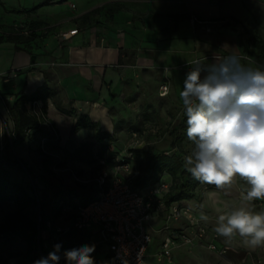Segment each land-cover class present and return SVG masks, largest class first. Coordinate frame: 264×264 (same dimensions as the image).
<instances>
[{
    "label": "crops",
    "instance_id": "crops-1",
    "mask_svg": "<svg viewBox=\"0 0 264 264\" xmlns=\"http://www.w3.org/2000/svg\"><path fill=\"white\" fill-rule=\"evenodd\" d=\"M0 1V21L5 26L3 27L6 30L4 33H18L9 30H14V25H18L22 21L28 23L32 33L47 32L49 35L47 40L48 52L52 62H54L47 77L45 72L38 68L39 54L42 49L17 50L16 46H19V43L1 42L0 48L7 45L6 53L9 57L7 66L0 68V73L16 70L17 76L9 82L0 81V143L4 140L6 142L8 137L7 125L10 128L13 125L7 103L11 104L14 101L16 93L24 91L27 94H32L39 89L63 85L67 80L75 85L77 83V85L84 86V91L92 92V95L96 96L88 98L86 95L87 98L78 103L81 111L78 117L88 116L91 121L99 122L102 130L112 135H115L116 131H124L125 122H119V120L123 118L125 111H129L130 106L121 111L113 112V110L110 112L111 107L109 108L106 104L100 106L98 102L94 101L103 100L105 93L116 92L113 89L115 86L121 87L119 92H122L123 87H128L127 96L129 100L136 102L137 98L131 95H135L138 86L159 85L164 81L169 82L170 91L175 90L176 98L181 99L180 92L183 90L186 74L180 67L195 58L194 52L197 47V39L190 20H195L194 16H196L198 22L211 24L216 23V21L232 19L244 24L248 31L250 30L248 29L249 22H253V18L255 23L262 26L258 14L253 10L254 4L257 3L264 7V0ZM233 1H238L241 4L247 16H250L248 19L243 20L236 14L228 12L227 7ZM94 9H98L96 14L89 16L86 21L81 20L83 15ZM76 29L78 30L77 33L71 37H63V34ZM225 48L229 47L226 46ZM165 67L171 69V74L164 73ZM64 94L69 100H75L69 89L66 88ZM118 98V96L115 98L112 105L120 102ZM48 101H55V99ZM54 107L62 110V113L66 112L60 106L54 105ZM55 109H53L52 123L59 128L58 122L60 120L55 116H60V113L55 112ZM76 120L72 118V123L75 124ZM148 126L144 129L146 130ZM88 130L91 129L82 128L77 132L73 131L75 137L72 138L67 134L65 136L66 141L64 142L62 139L61 144L64 142L63 147L66 149H75L83 143L82 132ZM145 130L144 132H146ZM149 131L153 132L155 128L152 127ZM150 144L151 142H148L146 146ZM33 145H36V142L26 141L19 148L24 146L33 150ZM120 145L122 148L125 146L122 143ZM21 151L20 157L25 160V156H29V153L27 150ZM30 166L33 165L30 163ZM95 176L91 166L84 176L81 175L87 182L81 183L83 187L75 189L79 195L74 198L76 202H85L88 197L93 199L99 193L100 189L93 180ZM162 179L168 182L171 180L168 174H164ZM220 194L216 190L205 192L200 204L205 210H201L204 214H208V210H211L209 208L213 198L217 196L222 198V194ZM163 200L166 202L164 198ZM175 202L173 204H178L184 208L186 206L193 208L198 203L196 197ZM171 205L172 203H166V207L163 208L156 204L152 211V217L148 223L152 241L146 253L145 264H149L150 261L157 264H170L171 261H158L157 259L164 238L172 232L181 231L190 226L191 218L199 219L200 213L194 211L190 213V216L175 221L167 229L165 226ZM207 225L213 230L214 227ZM221 240L224 245L231 247L225 243L223 238ZM193 245L203 244L196 242ZM175 250L176 248L173 250L172 258L177 257ZM99 255L104 258L106 251L103 250ZM17 259L14 258L10 264H14Z\"/></svg>",
    "mask_w": 264,
    "mask_h": 264
},
{
    "label": "rangeland",
    "instance_id": "rangeland-1",
    "mask_svg": "<svg viewBox=\"0 0 264 264\" xmlns=\"http://www.w3.org/2000/svg\"><path fill=\"white\" fill-rule=\"evenodd\" d=\"M227 8L228 12L236 14L243 20H246L250 17L247 16L244 8L238 1H233L232 4H230V6H228ZM253 10L258 14L262 26L258 23H255L253 18V22H249L250 26L248 29L250 30L248 31L246 30L244 24L238 23L232 19H228L225 21H216V23L209 24L206 22H198L196 16H194L195 20H190L195 37L197 39V47L195 48L196 51L194 52L195 58L193 60H203L204 57H206L208 61L211 62L214 55L225 56L235 52L242 58V63L246 66H251L253 68L264 66L263 55L250 42V37H257L258 35L259 38H262L264 40V7L259 6V4L256 3L253 6ZM3 27L5 26H3L0 21V33H4L6 31ZM9 31H23L21 37L22 40L19 43V47H22L29 51H32L33 49H42L39 54L40 61L38 63V68L44 71L46 76L48 77L54 65V62H52V59L50 58V54L48 52V33H32L30 27L28 26V23L23 21L18 25H14V30ZM225 45L229 48H225ZM6 46L7 45L0 48V68L7 66L8 63L9 55L6 53ZM188 63H184L180 67V69H182L185 74L190 69V65ZM7 86L9 87V85ZM66 88L73 93L72 96L75 100H69L65 96L64 90ZM120 88L121 87L117 88L114 86L113 89H115L117 93H105V98L103 100L94 101L98 102L100 106H104V104H106L109 106V108L111 107L110 112H112L113 110V112L121 111L125 109V107L127 108L130 106L129 111H125L124 116H122L123 118L119 120V122H125V127L124 131H116L114 136L117 138V140L119 142L121 141L120 143L124 144V147H126L127 149L129 145H133V141L128 134L129 129L135 126L139 127L141 125H144L145 128L147 125H149L148 128L152 129L153 127L155 128V131L151 132L147 128L145 130L146 132L138 134L137 142L134 144V146L142 147L146 146V143L151 142V144L147 148V151L154 152L157 149H168L171 140L169 132L180 121L182 111L184 110L182 99L176 98L174 93L175 90L172 89V91H170L168 95L161 96L160 84L138 86L136 88L135 95H131L137 98L136 102H134L133 100H129L127 96L128 87H123L124 89L122 90V92L118 91L120 90ZM46 89V113L42 114L41 112V109L43 108V101L41 100L38 101L39 104L35 107H30V104H28V109L31 114H35V116L38 118L37 124L42 127L44 133L55 134L59 136L60 140L64 139L65 142V136H67V134H69L71 138L74 136L72 133L74 126V122L72 123V118L76 120L80 115L79 113L81 111L79 109L78 103H80L81 100L83 101V99L87 98V96L88 98H94L96 96L92 95V92L89 93L84 91V86L77 85V83L75 85L73 84V82H70V80L64 82L63 85H54L53 87H47ZM117 96L119 97L118 99L120 100V102L118 104L112 105V102L115 101V98ZM49 99H55V101H48ZM7 105H9V103H7ZM54 105L60 106L62 107V109L64 108V111L66 112L62 113V110L55 109ZM53 109H55V112L58 111L60 113V116H55L60 120L59 122L57 121L59 128L56 124H51L54 115ZM32 133L33 130L30 129L28 131V134L29 137H32L29 142H36V145H33V150L27 149L26 147L22 146L20 148L16 147L15 149L11 148L10 153L12 156L20 157V154L22 153L21 150H27L29 156H25V160L23 158L22 159L27 164L30 165L31 163L33 165L36 172L35 183L32 182L31 178L23 170L11 168L12 176L26 186L33 187L35 184L38 189V195L40 197L42 193H46L48 195L53 193L57 185H61L63 188L69 189L83 187V185H81V183L78 182L75 177H81V175L84 176L91 165L87 163H79L76 160H67L62 148L52 149L45 143L44 145H42L41 137L43 134L34 136L32 135ZM81 136H83V142H93V149L95 151L98 150L99 144L95 141L94 129L88 130L87 132H82ZM4 141L0 143V148H2V146L4 145ZM64 142L62 144L60 142L61 147L65 145ZM37 148L39 150H37ZM181 149L186 153L191 154L192 150L194 149V144L193 142L189 141L188 138H185L181 144ZM43 160H46V163H43ZM46 182L48 183V185L46 184ZM243 183V181H239L240 185H242ZM209 190L210 189L202 188L198 192L199 194L196 196L198 203H196L197 205H195V207H185L188 210L189 214L193 213L194 211H198V213L205 211L200 204L203 199L202 196ZM213 190L221 193L222 195H220L222 196V198H220L219 196L213 198L212 204L209 208L211 210H208V214H206L209 215L210 218L207 224L212 227L215 226L216 219V213L214 210H212L213 202L219 201L222 203L231 204L233 202H236L239 196V192L236 188L232 190H220L215 188ZM96 196L98 197L99 193ZM91 199L92 197H88L87 200L90 201ZM255 206L257 211L261 210L262 208H264V201H256ZM12 209V204L5 203L1 205L0 223L4 221L6 215ZM27 219L31 221H38L37 207H33L27 211V218L25 221H27ZM42 235L44 238H46L45 247H47V249H51L48 238L50 235L49 231L47 229L43 230ZM65 240L67 241L68 239H65L64 237L61 238V241ZM201 244H203L204 246L185 244L176 248L175 252L177 253V257L174 256L170 264H264V247H258L255 250H252L238 245H230L232 248L229 247L226 253L221 254L217 251H212L204 243ZM70 245L71 243L68 240L65 246H61V249H63L64 247H70ZM25 252L26 243L21 241L20 239H16L10 246H8L7 249H0V256L2 258H5L10 254L15 255L11 259H9L8 264H10L14 258H18L19 256L24 255ZM63 253L64 252H61V254ZM32 255H34V253L30 254V256ZM41 258L43 257L41 254H39L36 261L40 260ZM35 262L33 264H35ZM149 264L157 263L154 261H150Z\"/></svg>",
    "mask_w": 264,
    "mask_h": 264
},
{
    "label": "clouds",
    "instance_id": "clouds-1",
    "mask_svg": "<svg viewBox=\"0 0 264 264\" xmlns=\"http://www.w3.org/2000/svg\"><path fill=\"white\" fill-rule=\"evenodd\" d=\"M188 64L180 97L194 149L184 156L183 166L203 184L239 192L231 204L213 202L215 234L229 245L264 247V208L257 211L255 206L264 201V66H246L235 52ZM164 73L171 69L165 67ZM168 91L165 85L161 94ZM209 219L200 213L199 221ZM60 249L54 245L35 264H59ZM94 251L95 245H83L65 251L64 258L67 264H94Z\"/></svg>",
    "mask_w": 264,
    "mask_h": 264
},
{
    "label": "trees",
    "instance_id": "trees-1",
    "mask_svg": "<svg viewBox=\"0 0 264 264\" xmlns=\"http://www.w3.org/2000/svg\"><path fill=\"white\" fill-rule=\"evenodd\" d=\"M1 3V1H0ZM98 12L94 9L81 18L86 21L91 15ZM22 33H2L0 34V43L3 41H11L20 43ZM251 44L264 57V40L259 37H250ZM17 50H23L16 46ZM33 60V57H31ZM46 97L47 89H39L32 94L20 91L15 94L14 101L8 105V112L13 122L12 128L7 125L8 137L6 142L0 148V207L2 204L8 203L13 205V209L6 215V218L0 223V249L5 250L14 240L20 239L26 243V252L19 256L14 264H33L39 254L46 258L50 252L54 250V245L60 244L65 246L67 241L71 243L70 247L60 249L58 253L61 256L59 264H66L64 253L72 249H78L83 245L92 246L91 243L93 232L82 230L74 227V221L78 215V208L85 205V202H76L75 197L78 193L74 188H63L61 185L55 187V191L51 194L42 193L38 195V189L34 186H26L12 176L11 168L25 171L35 183V169L27 164L21 157L12 156L10 149L21 146L26 141H30L28 131L33 130L32 135H40L41 141L52 149L62 148L67 160H76L91 165L93 172L98 175L104 169H110L112 158L115 153L120 152L122 147L117 138L109 132L102 130L99 122H93L88 116L78 117L73 131L77 132L82 128L94 129V138L98 142V150L93 149V142L86 141L73 150L61 147L59 136L50 133H44L40 125L37 124L38 118L35 114H31L28 104L33 101H43L42 114L46 113ZM51 124L52 121H51ZM186 116L182 111L180 121L170 130V143L168 149H157L154 152L147 151L148 146L132 148L131 151L136 155L135 168L137 171L133 181L136 189L144 190L146 187L163 180V175L168 174L171 180L169 190L164 193L165 203L171 204L175 201L189 200L195 198L202 188L213 190L214 185L203 184L195 180L183 166V158L188 155L181 149V144L186 135ZM134 129L138 134L144 132V125L131 127L128 131ZM42 146V145H41ZM40 148V147H38ZM37 148V150H39ZM112 151L108 154V151ZM106 158L108 165L100 164V159ZM46 163V160H43ZM45 165V164H44ZM48 185V183L46 182ZM33 207L38 208V221L26 220L27 211ZM51 222V226H48ZM70 225L67 231L58 232L57 226ZM49 231L50 248L45 247L46 238L43 237L42 231ZM64 237L67 241H61ZM104 249L95 247V251L91 253L94 264H105V258L99 255ZM34 255L30 256V254ZM15 255H7L2 258L0 256V264H8L9 259Z\"/></svg>",
    "mask_w": 264,
    "mask_h": 264
},
{
    "label": "built area",
    "instance_id": "built-area-1",
    "mask_svg": "<svg viewBox=\"0 0 264 264\" xmlns=\"http://www.w3.org/2000/svg\"><path fill=\"white\" fill-rule=\"evenodd\" d=\"M77 31L72 30L63 34V37L69 38ZM16 76V70L0 73V81L9 82ZM165 85L170 91L169 82L164 81L160 84L161 96H166L161 94ZM38 104V101H33L30 107ZM130 134L133 145L115 153L110 169H104L93 178L100 189L99 196L78 208V215L73 224L78 229L94 233L91 243L106 251L105 264H145L146 253L152 241L148 223L156 204L166 207L163 195L170 187V184L164 181H159L144 190L133 186L137 174L135 168L137 157L131 149L137 147L134 144L137 142L138 132L131 129ZM111 151L112 149L108 154ZM99 162L108 165L106 158L100 159ZM75 179L82 184L87 182L83 177ZM188 216L190 214L186 208L172 202L165 228H170L172 223ZM190 222V226L172 232L164 238L157 254L158 261L170 262L175 248L196 242L205 243L209 249L221 254L226 253L229 247L224 245L222 237H218L206 223L196 218H191ZM48 226H51V222H48ZM69 229L70 225L57 226L58 232Z\"/></svg>",
    "mask_w": 264,
    "mask_h": 264
}]
</instances>
